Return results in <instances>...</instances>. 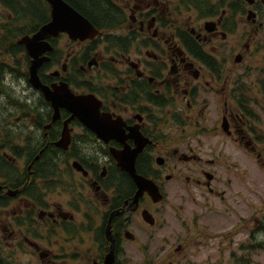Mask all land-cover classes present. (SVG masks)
<instances>
[{
    "label": "flooded vegetation",
    "instance_id": "flooded-vegetation-1",
    "mask_svg": "<svg viewBox=\"0 0 264 264\" xmlns=\"http://www.w3.org/2000/svg\"><path fill=\"white\" fill-rule=\"evenodd\" d=\"M104 1V17L66 1L94 31L46 37L36 74L93 96L123 130L107 140L65 108L54 119L30 81L20 40L48 2L0 0V264H254L264 0ZM124 148L143 184L118 166Z\"/></svg>",
    "mask_w": 264,
    "mask_h": 264
},
{
    "label": "water",
    "instance_id": "water-1",
    "mask_svg": "<svg viewBox=\"0 0 264 264\" xmlns=\"http://www.w3.org/2000/svg\"><path fill=\"white\" fill-rule=\"evenodd\" d=\"M50 6V20L42 25L38 32L31 37H23L20 42L25 45L27 53L32 57L29 68L30 81L33 86L42 90L45 98L54 110L53 118L57 117L60 108L67 109L71 115L68 120L77 118L83 125L91 129L104 140L110 136L120 137L123 133L121 124L112 120L108 114L99 113V103L93 96L73 95L66 84L54 85L53 88L41 85L36 71L37 67L46 61L45 56L39 58L42 52L52 48L45 40L46 37L56 36L61 31H66L72 38H84L89 32L94 31L90 23L78 11L64 0H46ZM96 100V101H94ZM63 142L69 140L67 122L62 130ZM59 142H56V145ZM137 143V147H138ZM136 147V148H137ZM136 148L131 150L133 159ZM129 148H124L121 154L114 153L118 166L127 171L132 177L140 180L135 174L133 161L128 160L124 153ZM138 150V149H137ZM132 158V155L131 157ZM139 194V193H138Z\"/></svg>",
    "mask_w": 264,
    "mask_h": 264
},
{
    "label": "trees",
    "instance_id": "trees-1",
    "mask_svg": "<svg viewBox=\"0 0 264 264\" xmlns=\"http://www.w3.org/2000/svg\"><path fill=\"white\" fill-rule=\"evenodd\" d=\"M24 1L27 4H29V0H24ZM66 1L75 7L78 5L83 8H86L91 13H94L96 15L100 14L101 17H104L105 16L104 14L110 12L104 0H66Z\"/></svg>",
    "mask_w": 264,
    "mask_h": 264
},
{
    "label": "rangeland",
    "instance_id": "rangeland-1",
    "mask_svg": "<svg viewBox=\"0 0 264 264\" xmlns=\"http://www.w3.org/2000/svg\"><path fill=\"white\" fill-rule=\"evenodd\" d=\"M3 108H4V105L1 104L0 109H3ZM254 172L258 178H261V177L264 178V167H262L258 162H256L254 165ZM257 249H258V245H257ZM263 251H264V249L256 250L255 259L252 261L254 264H264V262H261V260L264 259L263 258L264 257ZM262 255H263V257H262Z\"/></svg>",
    "mask_w": 264,
    "mask_h": 264
},
{
    "label": "bare ground",
    "instance_id": "bare-ground-1",
    "mask_svg": "<svg viewBox=\"0 0 264 264\" xmlns=\"http://www.w3.org/2000/svg\"><path fill=\"white\" fill-rule=\"evenodd\" d=\"M29 31V30H28ZM31 31V30H30ZM26 33V32H25ZM30 33V32H29ZM32 33V32H31ZM24 34V33H23ZM25 37V36H24ZM31 37V36H30ZM8 43V42H7Z\"/></svg>",
    "mask_w": 264,
    "mask_h": 264
}]
</instances>
